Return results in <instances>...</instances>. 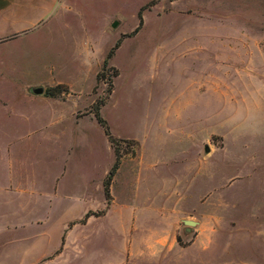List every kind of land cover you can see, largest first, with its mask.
Instances as JSON below:
<instances>
[{"label": "rangeland", "instance_id": "rangeland-1", "mask_svg": "<svg viewBox=\"0 0 264 264\" xmlns=\"http://www.w3.org/2000/svg\"><path fill=\"white\" fill-rule=\"evenodd\" d=\"M0 264H264V0H0Z\"/></svg>", "mask_w": 264, "mask_h": 264}, {"label": "trees", "instance_id": "trees-1", "mask_svg": "<svg viewBox=\"0 0 264 264\" xmlns=\"http://www.w3.org/2000/svg\"><path fill=\"white\" fill-rule=\"evenodd\" d=\"M111 55H112V53L110 54V56ZM46 93H47L48 96H55L54 89H49L48 91H46ZM117 168H118V162L115 164L113 170L110 172V174H109V176L107 178V181L105 183V189H106L107 195L109 194V186L111 184L113 176L115 175V172L117 171Z\"/></svg>", "mask_w": 264, "mask_h": 264}, {"label": "water", "instance_id": "water-1", "mask_svg": "<svg viewBox=\"0 0 264 264\" xmlns=\"http://www.w3.org/2000/svg\"><path fill=\"white\" fill-rule=\"evenodd\" d=\"M118 26V23L117 22H115V23H113V28H116ZM35 94H37V95H40V94H42L43 93V89L42 88H38V89H35ZM206 152L207 153H209L210 152V148L208 147V146H206ZM184 224L186 225V226H189V227H193V226H195L196 225V223L194 222V221H190V220H185L184 221ZM190 229V228H189Z\"/></svg>", "mask_w": 264, "mask_h": 264}]
</instances>
